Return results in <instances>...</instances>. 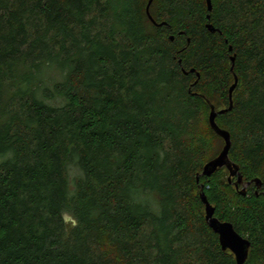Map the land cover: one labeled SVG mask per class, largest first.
<instances>
[{
  "label": "trees",
  "instance_id": "1",
  "mask_svg": "<svg viewBox=\"0 0 264 264\" xmlns=\"http://www.w3.org/2000/svg\"><path fill=\"white\" fill-rule=\"evenodd\" d=\"M212 2L0 0V264H237L202 192L264 264V0Z\"/></svg>",
  "mask_w": 264,
  "mask_h": 264
},
{
  "label": "water",
  "instance_id": "2",
  "mask_svg": "<svg viewBox=\"0 0 264 264\" xmlns=\"http://www.w3.org/2000/svg\"><path fill=\"white\" fill-rule=\"evenodd\" d=\"M154 0H149V3L147 5V15L149 16L150 20L153 23H156L154 19H152L151 13H150V7L151 4L153 3ZM207 6H208V11L211 13L213 11V2L212 0H206ZM208 19H211V16L208 15ZM207 28L215 33L217 29L212 25L208 24ZM173 40V37H172ZM233 48L230 47V51H232ZM232 62V68L231 70H234L235 63H236V57L232 56L231 58ZM191 72H195L194 69L191 70ZM185 74H188L187 71L184 70ZM198 79L200 78V74H197ZM235 81L234 84L230 87L229 89V101H230V106L227 109L217 111L216 107L211 104L210 102V115H209V122L211 128L214 130V132L221 138L224 139V146L219 155L207 162L203 168V171L200 175L206 176V177H213L215 173H217L219 170L222 169H227L229 173L228 177V182L230 184L234 183L235 188L237 189L238 192L242 195H246L247 189L255 185L258 190L262 188L263 182L260 178H255L254 180L251 181H244L243 180V175L240 172V166L235 163L234 161L231 160L230 158V151L232 148V139H231V134L229 131L225 130V128H221L219 124L217 123V118L220 114H224L227 111H230L233 109V95L234 91L237 88V83L239 82L238 76L234 74ZM200 175L197 177V182L199 183L200 181ZM234 179H236L234 181ZM201 199L202 202L205 205V219L209 225V227L219 236V241L222 247V250L224 252H231L236 260L237 264H246L248 258H249V252L251 249V242L249 239L244 238L243 235L241 236L234 228L233 224L228 222L221 221L217 216H216V208L213 207V205L209 202L207 195L205 192L201 193Z\"/></svg>",
  "mask_w": 264,
  "mask_h": 264
},
{
  "label": "rangeland",
  "instance_id": "3",
  "mask_svg": "<svg viewBox=\"0 0 264 264\" xmlns=\"http://www.w3.org/2000/svg\"><path fill=\"white\" fill-rule=\"evenodd\" d=\"M215 2H217L218 0H214ZM208 120L206 119V124H205V126H208V122H207ZM216 147H217V144H216V142L214 143V149L216 150ZM221 147H223V146H221ZM222 148H220V150H221ZM217 153H219V152H217ZM210 154H212L211 152H208L207 153V155H210ZM221 175H222V178H224L225 180H227L228 181V177H229V173H228V170L227 169H224L222 172H221ZM254 262V263H253ZM257 260H251V263L250 264H257Z\"/></svg>",
  "mask_w": 264,
  "mask_h": 264
},
{
  "label": "flooded vegetation",
  "instance_id": "4",
  "mask_svg": "<svg viewBox=\"0 0 264 264\" xmlns=\"http://www.w3.org/2000/svg\"><path fill=\"white\" fill-rule=\"evenodd\" d=\"M236 179H234V181H235ZM233 185H234V183H232ZM237 190V189H236Z\"/></svg>",
  "mask_w": 264,
  "mask_h": 264
}]
</instances>
